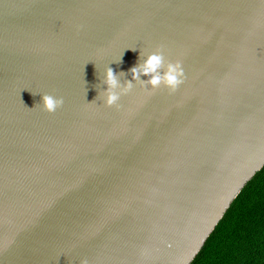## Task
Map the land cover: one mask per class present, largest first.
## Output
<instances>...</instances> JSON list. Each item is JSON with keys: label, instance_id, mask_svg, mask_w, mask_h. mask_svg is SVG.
<instances>
[{"label": "water", "instance_id": "95a60500", "mask_svg": "<svg viewBox=\"0 0 264 264\" xmlns=\"http://www.w3.org/2000/svg\"><path fill=\"white\" fill-rule=\"evenodd\" d=\"M263 166L264 0H0V264H191Z\"/></svg>", "mask_w": 264, "mask_h": 264}, {"label": "trees", "instance_id": "16d2710c", "mask_svg": "<svg viewBox=\"0 0 264 264\" xmlns=\"http://www.w3.org/2000/svg\"><path fill=\"white\" fill-rule=\"evenodd\" d=\"M191 264H264V166L246 183Z\"/></svg>", "mask_w": 264, "mask_h": 264}, {"label": "clouds", "instance_id": "9594fccd", "mask_svg": "<svg viewBox=\"0 0 264 264\" xmlns=\"http://www.w3.org/2000/svg\"><path fill=\"white\" fill-rule=\"evenodd\" d=\"M129 71L131 79L121 85L113 69L111 67L106 68L103 82L107 87L102 93V99L106 106H118L117 101L120 96L132 90L133 81H139L142 87L150 86L152 90L163 87L169 93H174L185 79L181 61H166L162 46H158L154 52L146 56L142 63L132 67ZM142 75L148 78L141 81ZM63 103V97H54L50 94L42 95L43 109L49 113L55 112ZM80 264H88V261L83 259Z\"/></svg>", "mask_w": 264, "mask_h": 264}]
</instances>
